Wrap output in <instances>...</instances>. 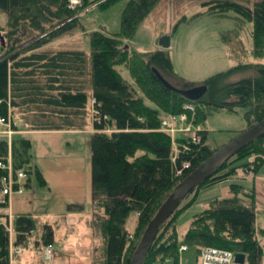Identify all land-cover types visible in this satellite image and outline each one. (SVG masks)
I'll return each instance as SVG.
<instances>
[{"label":"trees","instance_id":"trees-1","mask_svg":"<svg viewBox=\"0 0 264 264\" xmlns=\"http://www.w3.org/2000/svg\"><path fill=\"white\" fill-rule=\"evenodd\" d=\"M94 1L81 0L80 5L69 8L68 0H0V10L7 19L3 29L4 44L0 48V118L20 123L26 131L91 127L95 245L88 257L90 264H129L137 244H133L134 239L136 241L142 234L160 204L178 181L214 150L208 147L206 132L199 127L198 143L178 138L181 143L173 149L170 135L160 130L163 116L159 112H186L193 125L201 126L213 111L234 112L241 108L245 109V129L264 118V63L239 64L197 85L173 86L165 78V74L172 78L175 74L166 50L157 47L128 50L119 42L120 38H133L137 26L159 0H127L118 33L110 34L102 29L88 32L89 52L41 49L76 27L82 29L78 13ZM114 1L103 0L97 6L106 8ZM202 4L201 11L189 17L181 15L172 31L200 17H227L231 11L236 26L251 22L253 57L264 58V0H253L249 4L236 0H202ZM119 65L127 67L135 86L121 76L116 68ZM248 68L253 69L251 76L228 81L232 73ZM195 86L204 89L198 98L178 92ZM135 87L157 108L147 106ZM188 104L193 106V111L184 109ZM29 147L28 139H11L14 168H24L29 163ZM6 148L7 139H0L1 157ZM249 156L252 157L250 163L245 161ZM263 162L264 135L223 161L185 198L182 206L162 225L144 264H178L181 245L195 251L196 261L200 248L209 246L242 253L246 264H259L264 244L255 236L253 189L230 184L227 197L212 199L192 217L182 241H178L174 223L199 189L235 179L238 171H246L248 168L244 167L248 165L254 166L251 170L255 174ZM36 179L40 185L45 184L37 170ZM131 211L136 213V220L134 230L128 232L125 224ZM15 227V244L24 246L25 235L34 228V221L19 216L15 219ZM131 235L134 239L126 247ZM52 236L51 228L44 226L40 250L52 248ZM9 248L8 225L2 223L0 264H10ZM53 255L52 250L51 257L45 260H52Z\"/></svg>","mask_w":264,"mask_h":264},{"label":"rangeland","instance_id":"rangeland-1","mask_svg":"<svg viewBox=\"0 0 264 264\" xmlns=\"http://www.w3.org/2000/svg\"><path fill=\"white\" fill-rule=\"evenodd\" d=\"M102 1H94L92 5L78 13V21L82 29L76 27L41 49H80L89 52L88 32L100 30L99 27H103L107 33H118L121 12L127 0H116L108 7L100 8L97 4ZM236 1L249 4L253 0ZM203 8L202 0H159L152 12L137 26L133 38H120V45L126 47L128 50H148L157 47L160 38L168 35L169 46L166 52L175 74L174 78L165 74V78L175 87H183L184 84L197 85L208 77L229 70L239 64L264 62V58L256 59L252 54L251 22H245L241 27L236 26L233 19L234 13L231 11L227 13V17L219 18L211 15L200 17L188 23H182L172 31L173 25L181 15L184 14L189 17ZM6 20L5 13L0 10V31L3 36ZM116 68L125 80L135 86L126 66L119 65ZM252 71L253 69L251 70L250 68L244 69V71H236L231 74L228 81L235 82L239 79L247 78L249 75L251 76L250 73H253ZM185 87H188V85H185ZM136 89L138 95L142 97L147 106L153 109L157 108L153 102L145 97L139 88ZM244 110L237 108L234 112L224 110L213 111L201 126L193 125L189 119L190 117L187 121L194 127L192 132L197 133L196 129L198 127L205 130L208 147L216 149L230 141L239 131L244 129L246 125V121L243 118ZM159 114L161 117L170 115V113L162 112H159ZM188 122L184 123V125H189ZM16 125V128H11V130L24 131V127L20 123L16 122ZM2 128L1 126L0 129ZM89 130H91L90 126L87 125L84 129L79 130L29 131L25 135L21 133L11 134L12 139L17 138L20 140L25 138L30 141V147L27 151L29 157L35 161L36 165L39 166L45 175L47 186L37 188L38 198L35 203L33 202V209H35L34 217L37 218L39 225L52 221L53 217L51 214L53 212L51 209L70 210L74 209L72 205L78 204L81 209L77 213L83 214L84 217L75 224V227L78 231H84L88 219L87 212L89 213L92 210L90 147L92 131L89 132ZM160 130L170 135L173 149L181 143L178 138L184 140L190 139L188 138L189 133H172L174 130H166L161 127ZM1 134L5 135L7 139V133L3 132ZM247 160L250 163L252 157L249 156L245 159V161ZM244 168L248 169H245L246 171L244 172L239 170L235 179L222 181V183L219 182L197 191L195 199L179 212L175 220L174 225L178 233V241H182V234L192 217L207 207L209 201L214 198L227 197L231 183H242L247 189H253L255 236L260 244H264V162L255 174L251 170L254 168L253 165H248ZM243 178L245 180H242ZM3 201L4 197L0 194V212L9 213L8 207L1 203ZM52 201H54L53 206L48 205V202ZM185 201L184 199L178 208ZM70 204L72 205L69 206ZM27 205L32 204L27 203ZM40 205H46L49 207V210L46 212L41 211L42 207ZM23 207L25 206L22 203L16 201L10 208L21 209ZM77 213L72 211V216L79 218ZM10 214H8L9 218L12 217L13 219L14 215L12 214L13 216H11ZM135 220L136 213L131 211L127 216L125 224L128 232L134 230ZM76 229L74 226L70 229L66 226H61L57 230V233L61 237L64 236V242L67 240V244L72 246L78 240L77 236H72L73 233L76 234ZM9 230L11 231L10 227ZM34 232L35 234L32 233L29 239L25 235V245L17 247L19 248V254L15 253L16 250L12 249L9 254L10 262L13 264H35L36 254L34 248L39 245V242H33L37 230ZM140 236L135 241L131 235V238L126 240V247L131 245L133 239V244L135 242L138 243ZM80 238L81 243H85V245L90 243V237L88 239L86 236H80ZM90 253L91 251L88 253L87 251L86 253L79 252V257L76 254H69L68 256H63L61 259L64 260L62 261L64 264H90L87 260L80 259L83 255L86 257ZM181 253L179 254L182 260L181 264H195L196 253L192 248H188L187 251ZM96 255L98 256V253ZM259 264H264V252Z\"/></svg>","mask_w":264,"mask_h":264},{"label":"water","instance_id":"water-1","mask_svg":"<svg viewBox=\"0 0 264 264\" xmlns=\"http://www.w3.org/2000/svg\"><path fill=\"white\" fill-rule=\"evenodd\" d=\"M104 30V28H103ZM0 44L3 46L4 37L0 32ZM159 47L167 49L169 46V36L164 35L159 40ZM203 88L195 86L184 91L178 90L189 98H198L203 93ZM264 135V118L251 124L249 127L239 132L234 138L221 147L212 151V153L203 160L196 168L184 176L174 186L171 192L160 204L152 218L144 228L140 239L132 252L129 264H144L147 253L159 232L162 224L177 209L182 200L188 196L197 186L209 178L221 165L223 161L235 155L244 146ZM245 255L242 253L234 254L233 264H244Z\"/></svg>","mask_w":264,"mask_h":264},{"label":"crops","instance_id":"crops-1","mask_svg":"<svg viewBox=\"0 0 264 264\" xmlns=\"http://www.w3.org/2000/svg\"><path fill=\"white\" fill-rule=\"evenodd\" d=\"M158 47L159 46L157 45V48ZM260 63H264V62H260ZM1 126L3 128L0 129V139H4L5 135H2L1 133H3V131H4L6 126L5 125H0V127ZM90 129H91V127H90ZM90 131H92V129L89 130V132ZM28 132L29 131H26V130H24V131H21V130L20 131H13L12 130V133H21L23 135L27 134ZM21 134H20V136H21ZM10 138L12 139V135H10ZM31 161H32L31 165L35 167V170L40 172L41 176L43 177V180H44L45 184L44 185H40L39 182L37 181V179L34 178V180L29 181V182L26 183V185H25V189L26 190H25L24 194L7 196L6 198H4V201L1 202L3 205L8 207V209L10 210L9 213H11L10 215L11 216L14 215L13 219H12V217L9 218V215H8L9 213L0 212V224L7 223V225H8L9 242H10L9 250H10V252L12 251V249H15V247L18 246V245L15 244V234H16L15 219L17 217H19V216H25V215H28L27 217L31 218L34 221V228L31 230V232L26 234L27 239H29L32 236V233L35 234L34 231L37 230V233H36V235H35V237L33 239V242L38 241L39 244H41V242H40L41 234H42V231L44 229V226H46V225L51 228L52 233H53V236H52V238H53L52 250H53L54 255H53L52 260L51 259L48 260V261L44 260L43 259L44 257L42 258L44 250L43 251L40 250V248H39L40 245L36 246V244L33 243L36 246V248H34L35 249V254H36V259L34 260L35 264H64L62 262L64 260H62L61 258L63 256H65V255L68 256L69 254H76L79 257V252H83V253H86V251H87V253L90 252V250L95 245V243H93L95 235H94L93 228H92V210L89 213L87 212V218L88 219H87L86 227H84V231L83 232L78 231L76 229V227H75V224L78 221L82 220L83 217H84L83 214L77 213L81 209V207L78 204H75V205L70 204L69 206H71V205L74 206V209H70V210H68V209H66V210H64V209H51L50 208L52 210V212H53L51 214L52 217H53L52 221L51 222H47V223H45L43 225L42 224L39 225L37 218L34 217L35 209H33V207H34L33 202L35 203V201L38 198L37 188L38 187L41 188V187L47 186V182L45 180V175H44L43 171L39 168V166L36 165V163H35V161L33 159L32 160L30 159V163H31ZM242 180H245V178H243ZM225 181H228V180H225ZM240 185H242L244 187V185L242 183H240ZM244 188H246V187H244ZM26 192H28V193H26ZM228 193H229V189H228ZM17 199H20V200H17ZM16 201L22 203L25 207H23L21 209L10 208L11 205L14 204ZM27 203H30L32 205H27ZM53 203H54V201L48 202V205L53 206ZM40 206L42 207L41 211H43V212H46L47 210H49V207H47L46 205H40ZM72 211L76 212L79 215V218L73 217L72 216ZM61 226H63V227L66 226L68 229H70L72 226H74V228L76 229V234L73 233L72 236H77V238H78L77 242L74 245L69 246L67 244V240H65V242H64V236L61 237L60 235H58L57 230ZM9 227L11 228V231L9 230ZM68 236H70V235H68ZM80 236L81 237L82 236L83 237L86 236L88 239L90 237L91 238L90 243H87L86 245H85V243H81ZM24 242H26V241H24ZM19 246H21V245H19ZM88 249H90V250H88ZM185 258L187 259L186 256H185ZM80 259H84V261L87 260L89 263H90V260H91V258L89 259L88 255H86V257H84V255H83V257L80 258ZM80 259L78 258L79 261H80ZM181 262H182V260H181V258L179 256V259H178L177 263L181 264ZM10 264H13V263L10 262ZM75 264H77V263H75ZM195 264H198L196 260H195ZM245 264H246V262H245Z\"/></svg>","mask_w":264,"mask_h":264},{"label":"built area","instance_id":"built-area-1","mask_svg":"<svg viewBox=\"0 0 264 264\" xmlns=\"http://www.w3.org/2000/svg\"><path fill=\"white\" fill-rule=\"evenodd\" d=\"M80 2L81 0H68L69 8H73ZM185 108L188 111H193L192 105H185L184 109ZM163 117L164 118H162L160 121L161 128H165L166 130H174L172 133H189L188 138H190V142H199L200 139L197 133L192 132V129H194L193 125L187 121L188 117L186 112L173 115L170 114L167 117ZM186 122H188L189 125H184ZM0 124H4L8 127V130L5 131V133L9 135L11 133L10 121L0 118ZM197 130L198 129H196V131ZM185 167L187 166L185 165ZM32 180H34L33 167L29 166L26 169L14 168L10 149L8 148L5 155L2 157L0 156V194L4 197L23 194L26 183ZM180 250H185V247H180ZM15 253L19 254V249H16ZM44 254L46 259L51 257L52 251L50 246L45 249ZM199 264H233V253L231 251L215 247H203L199 252Z\"/></svg>","mask_w":264,"mask_h":264}]
</instances>
